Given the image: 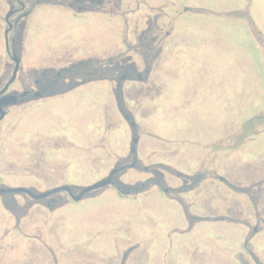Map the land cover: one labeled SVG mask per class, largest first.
I'll return each mask as SVG.
<instances>
[{
	"label": "rangeland",
	"instance_id": "obj_1",
	"mask_svg": "<svg viewBox=\"0 0 264 264\" xmlns=\"http://www.w3.org/2000/svg\"><path fill=\"white\" fill-rule=\"evenodd\" d=\"M114 5L108 14L78 20L68 11L41 8L43 45L52 31L83 27L108 57L133 55L140 69L149 70L124 104L139 124L140 167L161 171L162 184L174 189L183 177L201 182L178 199L158 186L131 196L107 190L28 215L27 239H13L10 255L17 264H49L52 256L59 264H264V0ZM158 35L144 65L148 50L139 38ZM122 41L136 51H126ZM93 85L37 105L32 114H45V120L21 125L19 143L40 133L56 144L52 133L65 122L77 146L40 147L36 136L12 152L5 148L16 153L20 174L35 171L44 186L87 185L107 173L113 157L128 155L127 128L115 120L117 101L108 94L100 108L95 101L88 108L74 105L79 94H94ZM0 175L11 180L13 174L0 165ZM150 176L132 168L121 180L135 185ZM5 217L0 230L13 226Z\"/></svg>",
	"mask_w": 264,
	"mask_h": 264
},
{
	"label": "flooded vegetation",
	"instance_id": "obj_2",
	"mask_svg": "<svg viewBox=\"0 0 264 264\" xmlns=\"http://www.w3.org/2000/svg\"><path fill=\"white\" fill-rule=\"evenodd\" d=\"M118 3L120 0H0V165H4L13 174L11 180L0 175V191H2L0 192V220L6 216V220L13 223L11 229L0 230V264H17V256H11L9 252H11L10 248L17 246L13 239L21 238V236L27 239L23 226H28L24 225L28 215L55 212L68 204L96 198L107 190H114L122 196H131L141 194L152 186H158L165 195L178 199L179 195L192 192L201 182L199 177H183L181 188L174 189L162 184L164 175L161 171L140 167L139 158L135 156L136 146L140 141L139 124L124 104L126 97L130 98L133 93H138V85L146 81L143 75L147 76L149 70L140 69L133 55L127 53L108 57L100 40H90L85 37L88 31L83 27H70L58 33L52 31L49 35L50 41L47 45H43L46 24L40 16L41 8L55 7L68 11L78 20L89 17L91 14H108V7ZM191 11L190 8L184 9V12ZM159 36L149 40L139 38L148 50L142 54L141 59L144 65L147 64V58L151 56L150 50ZM145 40L147 41L144 43ZM120 46L122 48L125 46L126 51H136V47L129 46L126 41H122ZM91 85L96 87L91 92L94 94L89 97L86 96L89 92L79 94L74 105L78 108H88L91 102L95 101L100 108V104L108 97V94L111 99L117 101L118 112L115 120L117 127L127 128L128 155L113 157L115 161L107 173L99 175L87 185L51 182L44 186L43 177L35 171L20 174L18 172L20 160L16 159V153L4 152L8 147L12 152L13 148L16 149L20 145L33 141L36 136V139L40 141V147L62 146L73 149L77 146L65 122L59 130L52 133L55 135L51 134L56 144L48 141L51 137L40 133L31 138L28 137L30 139L27 142L24 140L19 143L18 133L21 125L30 127L29 125L33 123L44 121L45 119L42 118L45 114L33 115L32 113L37 110V105L48 98L64 95L70 91H81ZM98 87H100L99 90ZM97 118L100 119L99 114ZM36 166L38 167L39 164L37 163ZM132 168L144 170L151 173V176L139 184H127L121 180V177ZM52 171L51 169L50 172ZM112 173L111 185L87 194L78 202L72 199L70 192L51 193L58 187L70 186L72 193L78 195L80 187L101 181ZM177 175L181 174L177 173ZM220 179L223 178L220 177ZM13 188L22 190L20 192L6 191ZM48 261L49 264H59L55 256L48 257Z\"/></svg>",
	"mask_w": 264,
	"mask_h": 264
},
{
	"label": "water",
	"instance_id": "obj_3",
	"mask_svg": "<svg viewBox=\"0 0 264 264\" xmlns=\"http://www.w3.org/2000/svg\"><path fill=\"white\" fill-rule=\"evenodd\" d=\"M115 173V172H114ZM112 176H113V173L108 176L107 178L101 180V181H98L94 184H91V185H88L86 187H80V192L78 195H74L72 193V188L70 186H61V187H58L56 189H54L51 193L53 192H58V191H67V192H70L71 193V196H72V199L76 202L82 200L87 194H90L92 192H95V191H99V190H102V189H105L106 187H108L109 185L112 184L113 180H112ZM22 189H18V188H13V189H8L6 191L8 192H20ZM2 192V191H0ZM50 194V193H48Z\"/></svg>",
	"mask_w": 264,
	"mask_h": 264
}]
</instances>
